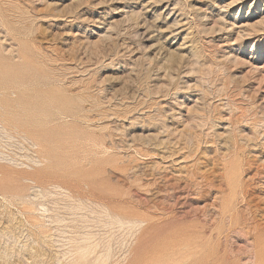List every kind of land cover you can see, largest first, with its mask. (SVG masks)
I'll return each mask as SVG.
<instances>
[{"label":"rangeland","instance_id":"374dc122","mask_svg":"<svg viewBox=\"0 0 264 264\" xmlns=\"http://www.w3.org/2000/svg\"><path fill=\"white\" fill-rule=\"evenodd\" d=\"M261 16L0 0V264H264Z\"/></svg>","mask_w":264,"mask_h":264},{"label":"bare ground","instance_id":"6f19581e","mask_svg":"<svg viewBox=\"0 0 264 264\" xmlns=\"http://www.w3.org/2000/svg\"><path fill=\"white\" fill-rule=\"evenodd\" d=\"M128 1V0H127ZM221 1V0H220ZM242 2V1H241ZM197 3V2H196ZM209 3V2H208ZM226 4V3H225ZM240 4V3H239ZM211 5V4H210ZM218 5V4H217ZM233 5H234V2H233ZM5 6H7V5H5ZM130 6H131V4H130ZM159 7V6H158ZM207 7V6H206ZM242 7V6H241ZM151 8V7H150ZM156 8V7H155ZM154 8V9H155ZM199 8V7H198ZM216 8V7H215ZM219 8V7H218ZM224 8H229V7H227V4H226V7L224 6ZM223 8V9H224ZM251 8V7H250ZM147 9H149V8H147ZM203 9V8H202ZM212 9V8H211ZM226 9V10H227ZM231 9V8H230ZM124 10V9H123ZM225 10V9H224ZM170 11V10H169ZM211 12V11H210ZM227 12V11H226ZM230 12V11H229ZM222 13V12H221ZM224 13V12H223ZM205 14V13H204ZM214 14V13H213ZM119 15V14H118ZM200 15V14H199ZM216 15V14H215ZM225 15V14H224ZM180 16V15H179ZM205 16V15H204ZM258 16H260V15H258ZM178 17V16H177ZM226 17V16H225ZM262 17V16H261ZM214 18V17H213ZM257 18V17H256ZM21 19V18H20ZM172 19V18H171ZM208 19V18H207ZM221 19H222V17H221ZM181 20V19H180ZM184 20V19H183ZM211 20H213V19H211ZM226 19H224V21H225ZM251 20V19H250ZM222 21V20H221ZM262 21L264 22V16L262 17ZM173 22V21H172ZM176 22V21H175ZM174 22V23H175ZM185 22V21H184ZM257 22V21H256ZM179 23V22H178ZM239 23V22H238ZM255 23V22H254ZM260 23H262V22H260ZM166 24V23H165ZM228 24V23H227ZM263 24V23H262ZM224 25H225V23H224ZM234 25V24H233ZM170 26V25H169ZM223 26V25H222ZM226 26V25H225ZM229 26V25H228ZM228 26H227V28H228ZM232 26V25H231ZM260 26V25H259ZM264 26V25H263ZM174 27V26H173ZM214 27V26H213ZM234 27V26H233ZM254 27V24H252V23H250V21H248V20H245L244 22H241L240 24H239V26L237 27L238 29V31L239 32H246V31H249L250 29H252ZM216 28V27H215ZM226 28V27H225ZM225 28H223L222 30H224ZM159 29H161V28H159ZM158 30V29H157ZM188 30V29H187ZM217 30V29H216ZM175 31V30H174ZM173 31V32H174ZM232 31V30H231ZM236 31V30H235ZM182 32V31H181ZM230 32V31H229ZM252 32V31H251ZM183 33V32H182ZM219 33V32H218ZM261 33H262V31H261ZM173 34V33H172ZM243 34H245V33H243ZM242 33H241V35H243ZM248 34V33H247ZM252 34H253V32H252ZM6 35V34H5ZM152 35V34H151ZM170 35V34H169ZM180 35V34H179ZM177 36V35H176ZM255 36V35H254ZM169 37V36H168ZM175 37V36H174ZM184 37V36H183ZM185 37H186V35H185ZM242 37V36H241ZM256 37V36H255ZM158 38V37H157ZM237 39V38H236ZM242 39H243V37H242ZM252 39V38H251ZM185 40V39H184ZM186 41V40H185ZM222 41V40H221ZM243 41V40H242ZM189 43V42H188ZM255 43V42H254ZM181 44V43H180ZM185 45V44H184ZM244 45H245V43H244ZM178 47V46H177ZM189 48V47H188ZM176 49V48H175ZM234 50V49H233ZM160 51V50H159ZM173 51V50H172ZM179 51V50H178ZM236 52V51H235ZM181 53V52H180ZM179 53V54H180ZM184 53V52H183ZM190 53V52H189ZM242 53V52H241ZM251 53V52H250ZM192 55H194V54H192ZM189 56V55H188ZM238 56V55H237ZM167 58V57H166ZM189 58V57H188ZM190 59V58H189ZM256 59V58H255ZM192 60V59H191ZM233 60V59H232ZM251 60H252V58H251ZM242 61V60H241ZM194 63V62H193ZM249 63V62H248ZM251 63V62H250ZM191 64V63H190ZM189 64V65H190ZM193 65V64H192ZM255 66V65H254ZM254 69H255V67H253ZM252 68V69H253ZM261 68V67H260ZM249 69V68H248ZM258 70V69H257ZM190 71H192V70H190ZM195 71V70H194ZM256 71V70H255ZM254 71V72H255ZM193 73V72H192ZM261 75H263V74H261ZM259 80V79H258ZM200 96V95H199ZM199 98V97H198ZM264 99V98H263ZM200 100V99H199ZM194 101V100H193ZM193 104H195V103H193ZM196 107V106H195ZM198 107V106H197ZM200 107V106H199ZM198 107V108H199ZM187 109V108H186ZM201 109V108H200ZM195 120V119H194ZM188 123V122H187ZM0 131L1 132H3L4 134H5V136H7L8 138L10 137V135H9V133L4 129V128H0ZM226 131V130H225ZM2 135V134H1ZM4 136V135H3ZM20 138V137H19ZM21 139V138H20ZM24 141V140H23ZM228 141V140H227ZM29 142V141H28ZM229 144V143H228ZM32 145V144H31ZM34 147V146H33ZM229 149V148H228ZM12 224V223H11ZM13 225V224H12ZM5 232V231H4ZM14 232V231H13ZM3 254V253H2ZM158 264V263H157Z\"/></svg>","mask_w":264,"mask_h":264}]
</instances>
